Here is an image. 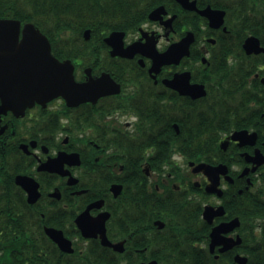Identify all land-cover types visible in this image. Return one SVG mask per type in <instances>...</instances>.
Instances as JSON below:
<instances>
[{
    "label": "flooded vegetation",
    "instance_id": "obj_1",
    "mask_svg": "<svg viewBox=\"0 0 264 264\" xmlns=\"http://www.w3.org/2000/svg\"><path fill=\"white\" fill-rule=\"evenodd\" d=\"M186 2L195 5L170 0L160 18L150 16L157 5L115 29L119 54L104 38L52 44L77 81L109 74L120 88L76 106L59 96L24 116L0 113V236L26 218L32 235L51 239L47 228H56L80 251L95 240L121 253L100 234L83 236L76 219L91 206L122 253L145 256L136 264H264V0ZM188 35L182 55L159 70V53ZM181 74L205 95L165 84ZM59 154L62 172L40 169ZM19 175L39 183L36 202Z\"/></svg>",
    "mask_w": 264,
    "mask_h": 264
},
{
    "label": "water",
    "instance_id": "obj_2",
    "mask_svg": "<svg viewBox=\"0 0 264 264\" xmlns=\"http://www.w3.org/2000/svg\"><path fill=\"white\" fill-rule=\"evenodd\" d=\"M179 1L188 6L195 5V2L188 4L187 0ZM207 11L208 9L202 12L209 14ZM166 12L165 7L160 6L153 10L150 16L152 18H160L161 13ZM215 16L213 21H216ZM21 33L22 36H20ZM84 35L87 39H90L91 29H87ZM121 38L122 32L119 31H113L105 38L109 44L114 46L113 54L121 53L123 49ZM189 38L190 35L186 36L181 42L170 46L164 53H159V70L163 65L172 63L182 55L184 52L183 48L188 47L190 44L188 42ZM164 82L172 88L179 87L182 93H191L193 95L196 93L199 96L206 93L204 85H191L188 76L184 77L182 74L176 75L172 79H165ZM109 86L120 88V84L109 74L98 80L77 81L71 60L62 61L58 59L52 53L48 36L34 23L27 22L22 25V21L19 19L0 17V113L12 110L17 115L24 116L26 110L36 103L47 105L50 100L59 96L64 97L68 105L76 106L84 101L95 100L104 93L102 89ZM62 155L59 154L56 158L46 163L48 167L45 165L46 168L40 169L62 172L63 164L57 163L59 158H63ZM206 166L210 167L212 165L200 164V167ZM216 167L226 166L218 165ZM17 183L29 193L30 202L34 203L38 200L40 196L39 183L34 178L19 175ZM90 207L76 219L82 229L83 236L93 238L100 234L103 245L123 252L125 250L123 241L112 243L107 237L104 222L106 215L101 214L97 217H92ZM47 233L64 252L73 253L75 251L72 241L65 236L62 230L47 228ZM215 239L216 237L213 238V241ZM237 259H243L242 264L246 263V257L237 256ZM141 264H157V261Z\"/></svg>",
    "mask_w": 264,
    "mask_h": 264
},
{
    "label": "trees",
    "instance_id": "obj_3",
    "mask_svg": "<svg viewBox=\"0 0 264 264\" xmlns=\"http://www.w3.org/2000/svg\"><path fill=\"white\" fill-rule=\"evenodd\" d=\"M170 0H0V17L18 18L37 24L54 44L57 40L81 39L87 28L91 39H103L110 31L133 26L157 5ZM216 119L220 111H212ZM195 118H204L196 115ZM218 140L212 135L209 144ZM199 144V143H196ZM163 165L172 166V156L164 151ZM26 218L20 227L4 224L0 236L2 264H136L144 255L110 252L95 240L74 253H65L49 238L30 234ZM159 258L157 255L148 258Z\"/></svg>",
    "mask_w": 264,
    "mask_h": 264
},
{
    "label": "rangeland",
    "instance_id": "obj_4",
    "mask_svg": "<svg viewBox=\"0 0 264 264\" xmlns=\"http://www.w3.org/2000/svg\"><path fill=\"white\" fill-rule=\"evenodd\" d=\"M60 103H61L60 101L56 102L57 105L60 104Z\"/></svg>",
    "mask_w": 264,
    "mask_h": 264
},
{
    "label": "bare ground",
    "instance_id": "obj_5",
    "mask_svg": "<svg viewBox=\"0 0 264 264\" xmlns=\"http://www.w3.org/2000/svg\"><path fill=\"white\" fill-rule=\"evenodd\" d=\"M53 242L58 246V244L55 241H53Z\"/></svg>",
    "mask_w": 264,
    "mask_h": 264
}]
</instances>
